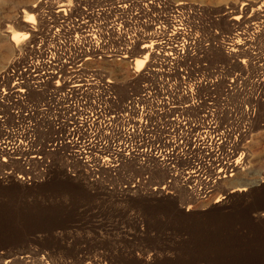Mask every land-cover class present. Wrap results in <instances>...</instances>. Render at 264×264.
<instances>
[{"label": "built area", "instance_id": "1", "mask_svg": "<svg viewBox=\"0 0 264 264\" xmlns=\"http://www.w3.org/2000/svg\"><path fill=\"white\" fill-rule=\"evenodd\" d=\"M76 1L75 6L69 1L65 18L58 20L53 16L60 3L55 12L39 11V23H79L85 28L71 34L53 29L35 36L19 50L26 52L24 62L5 70L0 123L11 127L0 138V183L29 184L37 178L31 174L42 159L32 119V111L38 109L55 131L53 150L66 161L69 176L110 190L107 182L123 177L127 183L121 191L132 195L149 189L165 196L166 189L176 187L200 202L211 199L214 192L209 187L218 184L229 157L244 160V139L256 115V101L246 89L249 104L242 106L247 111L242 116L241 99L230 95L233 71L213 56L218 49L227 55L236 30L232 37H223L226 40L206 39L198 32V11L171 0H108L110 5L97 11L94 5L105 7L106 0L91 5H86L90 0ZM250 22L246 18L244 23ZM249 39L255 40L250 35ZM252 48L253 43L250 60ZM138 60L145 62L143 70L134 73L139 86L122 99L119 86L100 65L127 61L134 72ZM19 82L28 83L26 93L17 92ZM9 87L15 91L11 95ZM219 87L224 96L220 104L238 101L235 111L215 108L212 93ZM9 144V149H16L2 154ZM128 165L165 171L167 182L153 191L146 189L152 175L136 179Z\"/></svg>", "mask_w": 264, "mask_h": 264}, {"label": "rangeland", "instance_id": "2", "mask_svg": "<svg viewBox=\"0 0 264 264\" xmlns=\"http://www.w3.org/2000/svg\"><path fill=\"white\" fill-rule=\"evenodd\" d=\"M61 1H70L72 6L77 3L0 0V75L9 66L23 63L26 57L25 51H19L25 41L13 43L4 31L8 29L10 37L24 32L18 24L31 6L37 7L33 22L39 23L37 12H55ZM90 1L86 5L103 0ZM172 1L197 10L199 34L217 42L232 37L236 28L231 21L246 3L251 6L242 17L251 21L248 25L264 23L256 17L261 0ZM103 2L105 7L94 5V10L111 3ZM249 35L255 39L253 57L242 67L249 70L243 78L250 82L247 91L256 101V115L244 139L245 170L232 178L247 186L226 189L228 186L222 182L211 199L199 203L176 187L166 189L165 196L150 193L148 188L153 191L167 182L166 172L161 170L150 172L128 165L127 171L136 179L152 175L145 185L148 190L134 195L121 191L127 183L123 177L107 182L113 190L73 178L67 174V163L60 152L53 150H57L54 129L36 109L32 119L42 159L31 176L37 178L29 184L0 183V264H264V61L258 59L264 60V29L259 28L258 33L250 30ZM213 56L229 71L231 68V72L241 75L221 50H215ZM115 63L124 70L121 74L112 73V66L106 62L100 68L119 86V95L125 99L141 80L133 81L134 75L122 80L125 70L132 72L131 66L127 61ZM222 90L219 87L212 93L215 108L234 110L238 101L229 102L230 106L220 104ZM10 127L0 123V138ZM17 170L22 172L19 167Z\"/></svg>", "mask_w": 264, "mask_h": 264}, {"label": "bare ground", "instance_id": "3", "mask_svg": "<svg viewBox=\"0 0 264 264\" xmlns=\"http://www.w3.org/2000/svg\"><path fill=\"white\" fill-rule=\"evenodd\" d=\"M45 1V0H44ZM65 1V0H64ZM261 7L258 9L257 13H256V17L258 19H263L264 20V0H261ZM70 6L69 1L67 2H60V10L58 12H56V14H54L53 18L54 20H58L60 18H65L66 16V12L68 7ZM251 5L249 4H245L244 8H242L240 10V15L233 17L231 23L233 27L237 28L236 29V33L234 36V40L232 41V45L227 51V58L229 57V59L232 60L233 64H235L236 69H238V72L241 73V75L233 73V75L231 74V79H232V86H233V92L230 93L231 96L236 95L238 96L241 101L239 104V109L242 112V116L246 117L247 116V111H243L242 110V106L243 105H247V103L249 104V100L247 98L246 95V89L248 87V78H243L244 75H247L249 73V70L247 71V68L242 67V64H244L248 58L250 59V51L249 49L252 46V40L249 39L248 36V32L251 30L255 33H258L259 28L264 29V23H252L251 26L248 25L249 23H246L247 25L244 24L246 18L244 19L242 17V15L245 14V12L248 10V8ZM30 8V7H29ZM36 6L32 7L28 10H30L29 12H26V16L25 19L22 20L19 24L18 27L24 31V32H20L15 34L13 37H10V31H4L5 35L3 33L4 36L8 37L9 39H11V42L13 43H19V42H24L23 47L20 50L25 49L31 42H33V39L35 38V36H38L40 34H42L43 32L48 33L50 30L56 29L57 32H59L60 34H71L73 31H76L78 29L81 28H85V26H82L79 23H34L33 22V18L35 16V12H36ZM38 13V12H37ZM21 19V18H20ZM242 19L244 21H242ZM243 22V23H242ZM6 24V23H5ZM11 24V23H8ZM140 59V58H138ZM106 63H109L112 66L111 72L112 73H122L123 71L121 70V68L119 66H117V64L114 61H106ZM126 63V62H124ZM145 65V62L142 60H138L136 63V71L134 72H129V70H125V73L122 75V80L127 81V79L131 76L134 75V73L136 72H141L143 70V67ZM122 66V65H121ZM126 69V68H125ZM247 71V73H246ZM5 72L4 71L1 75H0V84L2 81L6 80L5 78ZM132 78V77H131ZM120 79V78H119ZM133 79V78H132ZM234 79V80H233ZM131 81V80H130ZM19 90H17L18 93L20 94H24L29 90V85L27 82H19L18 86ZM79 87V86H76ZM7 94L11 95L13 94L15 91L13 88L9 87L7 89ZM11 144L8 145V147H4L1 150L2 154H8V152L6 151H11L15 148H10L9 146ZM33 158H36V156H34ZM245 161L244 160H236L234 159L232 156L229 157L228 162L226 164H224L219 172V178L217 181V185H212L209 188H212L213 191V195L216 193L218 186L221 185L222 182H224V185L227 187L226 189L229 188V186H232L233 188H237V187H242V186H247L248 184H239L240 182H237L235 180H233L232 178L234 176H236L238 173H240L241 171L245 170ZM228 172H230V174H228ZM197 173V172H196ZM191 178H197L198 176H192ZM231 179V180H230ZM195 201L199 202L198 198L193 197V195H190ZM211 197V196H209ZM26 256V255H25Z\"/></svg>", "mask_w": 264, "mask_h": 264}]
</instances>
